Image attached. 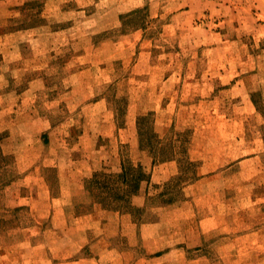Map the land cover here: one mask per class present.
I'll return each instance as SVG.
<instances>
[{
    "label": "rangeland",
    "instance_id": "obj_1",
    "mask_svg": "<svg viewBox=\"0 0 264 264\" xmlns=\"http://www.w3.org/2000/svg\"><path fill=\"white\" fill-rule=\"evenodd\" d=\"M0 34V264L25 236L60 263L264 264V0H11ZM125 161L150 181L106 208L86 179Z\"/></svg>",
    "mask_w": 264,
    "mask_h": 264
},
{
    "label": "trees",
    "instance_id": "obj_2",
    "mask_svg": "<svg viewBox=\"0 0 264 264\" xmlns=\"http://www.w3.org/2000/svg\"><path fill=\"white\" fill-rule=\"evenodd\" d=\"M37 18L43 20L39 13ZM33 19H36V16H33ZM35 25L37 24L23 25L16 29L29 28ZM252 99L254 101L255 98L252 97ZM145 180L150 181L142 164L125 161L121 165V170L117 173L108 174L102 171L93 173L90 178L86 179L85 188L89 193L95 195L97 201L104 207L112 208L115 203L117 206L123 207L131 201V195L141 191L142 183ZM155 197L161 198V201L166 203H171L175 199L165 188L156 194L147 193L148 199L151 200Z\"/></svg>",
    "mask_w": 264,
    "mask_h": 264
},
{
    "label": "crops",
    "instance_id": "obj_3",
    "mask_svg": "<svg viewBox=\"0 0 264 264\" xmlns=\"http://www.w3.org/2000/svg\"><path fill=\"white\" fill-rule=\"evenodd\" d=\"M9 1H11V0H0V8L4 4L8 3ZM18 4L19 3L15 4L16 6H14V7L16 8ZM22 31L23 30H19L17 32L20 33ZM4 34H8V33H4ZM9 34H15V33H9ZM0 36H1V34H0ZM6 54H7L6 51H1L0 50V55H2L1 56V59H0V63L3 62V61H6V58H7L6 57ZM19 57L20 58L23 57V54H22V51L21 50H19ZM41 82H42V79L41 78L33 79V81L30 82V85L22 93L25 96L22 98L20 96L22 94L18 95L19 98L22 99V102H23V99L25 100L27 98V96H29V95L36 97L35 98L36 100L38 99V94H37V91L35 89V86L40 85ZM30 111H33V109H30ZM44 184H45V189L43 191V194H42V192H40V195L41 196L43 195V198L47 199V202H45L44 204L45 205L46 204L47 205L49 204L48 205L49 209H47V210L44 209L45 212L44 211H38V215L42 219H45V218L46 219H51V223H49V228L48 229H45V231H46V230H53L54 229V227L52 226V224L55 225V222H54L53 219L56 218L59 215V213L61 211V208L59 207V204H57L58 201L55 200L56 197H50V195H49L50 194V191L46 187L47 186V183H44ZM30 195H23V194L20 193L18 195L19 205H23V203H25V204L28 203V199H29ZM33 196H34V194L31 195V197H33ZM23 200H24V202H23ZM38 222L40 223V221H38ZM37 228H38L37 233H40V231L42 233V231L44 229V226L43 225H39V226H37ZM55 228H56V226H55ZM19 229L21 231V228H19ZM12 231H14V230H10L8 232L9 235H11ZM15 231H16V233L18 232L17 230H15ZM29 238H31V237H29ZM29 238H28V236L27 237L25 236V238H23V239L21 238V240L13 242L12 243V246H17L20 249L21 248H24V249L26 248L27 249L28 239ZM31 239H34V238L32 237ZM47 247L49 248V245H48L47 242H45L44 239H43V242H42V240L41 241H38L37 247H35L38 250V253L36 255L33 253L32 254L33 257L32 256L29 257L28 254H27V251L25 249V251H22L21 254L18 255V258L15 261H18L19 264H36L37 262H43V263L49 262V264H52L53 261H55V258L54 257H56V256L55 255H49V254L46 255V254H44V251L46 250ZM53 264H69V263H65V262L60 263L59 260H58V261H55Z\"/></svg>",
    "mask_w": 264,
    "mask_h": 264
}]
</instances>
